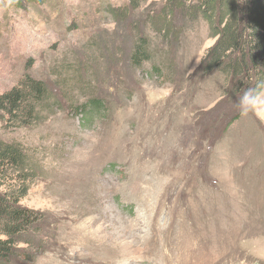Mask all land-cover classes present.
I'll return each mask as SVG.
<instances>
[{
  "label": "rangeland",
  "instance_id": "374dc122",
  "mask_svg": "<svg viewBox=\"0 0 264 264\" xmlns=\"http://www.w3.org/2000/svg\"><path fill=\"white\" fill-rule=\"evenodd\" d=\"M215 42L165 0H0V94L51 89L41 121L0 112L35 172L21 204L45 217L18 264H264V90L248 104L203 74Z\"/></svg>",
  "mask_w": 264,
  "mask_h": 264
},
{
  "label": "trees",
  "instance_id": "16d2710c",
  "mask_svg": "<svg viewBox=\"0 0 264 264\" xmlns=\"http://www.w3.org/2000/svg\"><path fill=\"white\" fill-rule=\"evenodd\" d=\"M172 12L184 9L194 17L207 20L216 42L202 60L200 71L219 72L231 80L243 99V92L264 82V0H165ZM149 59V51L138 44L131 54L134 65ZM234 82V84H233ZM262 90L253 93L256 98ZM51 89L43 80L25 76L20 83L0 94V112L14 126L41 121L38 109L44 108ZM99 100L90 99L77 106L82 117L102 109ZM29 153L17 141L0 139V264H18L34 260L41 245L40 225L44 216L21 204L35 172Z\"/></svg>",
  "mask_w": 264,
  "mask_h": 264
},
{
  "label": "clouds",
  "instance_id": "9594fccd",
  "mask_svg": "<svg viewBox=\"0 0 264 264\" xmlns=\"http://www.w3.org/2000/svg\"><path fill=\"white\" fill-rule=\"evenodd\" d=\"M259 90H264V82L258 83L254 88L250 87L243 92V99L248 104H255V97L253 96L254 92Z\"/></svg>",
  "mask_w": 264,
  "mask_h": 264
}]
</instances>
